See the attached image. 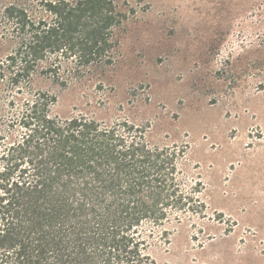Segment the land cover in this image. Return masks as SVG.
Here are the masks:
<instances>
[{
  "label": "trees",
  "instance_id": "1",
  "mask_svg": "<svg viewBox=\"0 0 264 264\" xmlns=\"http://www.w3.org/2000/svg\"><path fill=\"white\" fill-rule=\"evenodd\" d=\"M133 11L0 0V264H154L152 229L186 206L174 152L114 110Z\"/></svg>",
  "mask_w": 264,
  "mask_h": 264
},
{
  "label": "rangeland",
  "instance_id": "2",
  "mask_svg": "<svg viewBox=\"0 0 264 264\" xmlns=\"http://www.w3.org/2000/svg\"><path fill=\"white\" fill-rule=\"evenodd\" d=\"M123 1L114 110L174 152L186 204L152 229L154 264H264V0Z\"/></svg>",
  "mask_w": 264,
  "mask_h": 264
}]
</instances>
